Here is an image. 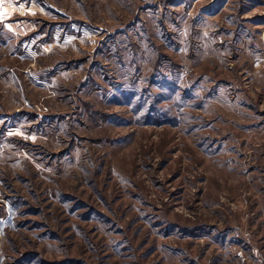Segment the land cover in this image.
I'll return each mask as SVG.
<instances>
[{
    "label": "rangeland",
    "instance_id": "374dc122",
    "mask_svg": "<svg viewBox=\"0 0 264 264\" xmlns=\"http://www.w3.org/2000/svg\"><path fill=\"white\" fill-rule=\"evenodd\" d=\"M0 46V264H264V0H31Z\"/></svg>",
    "mask_w": 264,
    "mask_h": 264
},
{
    "label": "crops",
    "instance_id": "0c3cea01",
    "mask_svg": "<svg viewBox=\"0 0 264 264\" xmlns=\"http://www.w3.org/2000/svg\"><path fill=\"white\" fill-rule=\"evenodd\" d=\"M31 0H0V46L20 45L31 30Z\"/></svg>",
    "mask_w": 264,
    "mask_h": 264
}]
</instances>
